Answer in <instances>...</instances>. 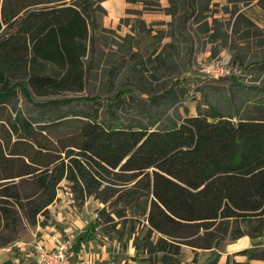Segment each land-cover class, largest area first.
Listing matches in <instances>:
<instances>
[{"label": "trees", "instance_id": "1", "mask_svg": "<svg viewBox=\"0 0 264 264\" xmlns=\"http://www.w3.org/2000/svg\"><path fill=\"white\" fill-rule=\"evenodd\" d=\"M105 1L0 0V218L5 222L0 238L18 225L19 212L35 224L65 182L80 208L89 198L125 208L147 198L150 230L136 249L142 245L147 254L161 253L165 264H175L171 254L186 245L195 255L199 250L209 254H201V264H216L224 244L264 235V90L253 87L262 97L246 101L241 116L235 107L228 115L209 103L181 123L151 114L122 118L112 108L124 92L109 99L114 101L108 119L48 116L75 101L101 100L36 103L33 95L85 89L86 59L95 44L97 18L106 15ZM198 1L168 0L173 19L181 12L177 28L189 45L185 24L199 14ZM211 1H200L202 14ZM238 2L229 0L235 6L232 16ZM257 4L264 10V0ZM235 21L234 27L240 21L252 24L242 14ZM212 24L211 39L228 46L230 34L217 20ZM125 60L116 62L110 76ZM19 92L27 109L38 111L36 117L18 109ZM60 126L71 131L55 135ZM25 186L33 191L22 196ZM115 214L126 215L124 210ZM156 235L155 245L151 237ZM15 239L0 241V248ZM249 256L264 258L254 252Z\"/></svg>", "mask_w": 264, "mask_h": 264}, {"label": "rangeland", "instance_id": "2", "mask_svg": "<svg viewBox=\"0 0 264 264\" xmlns=\"http://www.w3.org/2000/svg\"><path fill=\"white\" fill-rule=\"evenodd\" d=\"M200 1L196 4L199 14L185 24L192 45L177 28L181 12L173 19L164 0H127L121 18L99 16L95 44L86 59L85 89L80 93L33 95V102L98 96L100 101H75L48 116H92L103 120L109 118L108 105L114 101L109 99L124 92L122 100L112 108L122 118L151 114L181 123L184 118L195 116L198 108L204 111L209 103L228 115L234 112L233 107L239 116L243 115L246 101L252 103L262 97L253 87L264 90V21L257 24L248 19L255 26L240 21L234 27L232 21L237 13L232 16L235 6L229 0H212L203 14ZM242 1L238 7L243 6ZM213 20L221 25L223 33L230 34L228 46L211 39ZM122 56L126 60L110 76ZM248 66L252 68L248 70ZM152 97L157 99L150 102ZM15 102L23 113L31 111L32 116H37V110L27 109L28 103L20 92ZM54 130L55 135L71 131L68 126ZM32 191L25 186L20 193L25 196ZM149 205L145 197L126 208L121 203L105 205L89 198L80 208L67 184L61 183L54 204L38 216L35 224L18 213V225L0 238L1 242L16 238L0 248V264H36L33 250L44 234L62 238L72 234L70 264H165L161 253L147 254L142 245L136 249V242L150 230L146 221ZM122 210L126 215L119 218L115 213ZM4 225L0 218V230ZM157 237H151L155 245ZM197 254L185 245L178 254L171 255L175 264H201L203 253L199 250Z\"/></svg>", "mask_w": 264, "mask_h": 264}, {"label": "crops", "instance_id": "3", "mask_svg": "<svg viewBox=\"0 0 264 264\" xmlns=\"http://www.w3.org/2000/svg\"><path fill=\"white\" fill-rule=\"evenodd\" d=\"M162 1V0H161ZM166 9L169 7L168 0H164ZM229 3V2H228ZM258 0H253L248 6L238 7L237 15L242 14L247 19L253 20L255 23L260 24L264 21V10L258 6ZM106 15L114 18H121L122 12L127 6V0H106L101 4ZM236 15V16H237ZM171 16V15H170ZM236 18L233 19V23ZM106 20V19H105ZM171 21V20H170ZM107 22H104V25ZM232 23V24H233ZM55 235L44 234L41 236L39 242H43L49 248H52ZM230 245V246H229ZM247 250L249 254L256 253L260 256L264 255V235L252 239L248 236H243L235 242L224 245L221 251H219L220 257L216 264H264L263 257H257L255 259L248 255H240L242 251ZM34 260V258H33Z\"/></svg>", "mask_w": 264, "mask_h": 264}, {"label": "built area", "instance_id": "4", "mask_svg": "<svg viewBox=\"0 0 264 264\" xmlns=\"http://www.w3.org/2000/svg\"><path fill=\"white\" fill-rule=\"evenodd\" d=\"M72 239V234L65 238L57 234L52 248H49L42 241L36 243L33 250V258L36 264H70L69 255L73 245Z\"/></svg>", "mask_w": 264, "mask_h": 264}, {"label": "bare ground", "instance_id": "5", "mask_svg": "<svg viewBox=\"0 0 264 264\" xmlns=\"http://www.w3.org/2000/svg\"><path fill=\"white\" fill-rule=\"evenodd\" d=\"M230 246V245H229Z\"/></svg>", "mask_w": 264, "mask_h": 264}]
</instances>
